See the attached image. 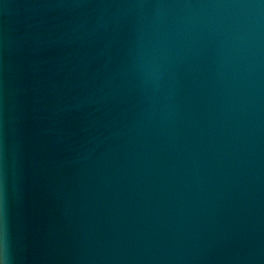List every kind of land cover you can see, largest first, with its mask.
Listing matches in <instances>:
<instances>
[{"label": "water", "instance_id": "1", "mask_svg": "<svg viewBox=\"0 0 264 264\" xmlns=\"http://www.w3.org/2000/svg\"><path fill=\"white\" fill-rule=\"evenodd\" d=\"M9 264H264V0H0Z\"/></svg>", "mask_w": 264, "mask_h": 264}, {"label": "snow or ice", "instance_id": "2", "mask_svg": "<svg viewBox=\"0 0 264 264\" xmlns=\"http://www.w3.org/2000/svg\"><path fill=\"white\" fill-rule=\"evenodd\" d=\"M5 231V225L3 220V215L0 213V236H3ZM0 264H6V255H5V248L3 244H0Z\"/></svg>", "mask_w": 264, "mask_h": 264}, {"label": "clouds", "instance_id": "3", "mask_svg": "<svg viewBox=\"0 0 264 264\" xmlns=\"http://www.w3.org/2000/svg\"><path fill=\"white\" fill-rule=\"evenodd\" d=\"M2 177H3V157H2V154H0V181H2ZM8 243H9L8 237H7V233L5 230L3 233V236H0V244H3L5 251L7 250ZM6 264H9L7 259H6Z\"/></svg>", "mask_w": 264, "mask_h": 264}]
</instances>
